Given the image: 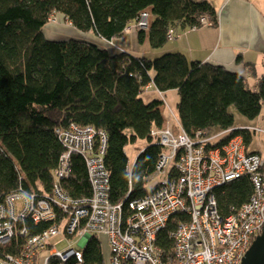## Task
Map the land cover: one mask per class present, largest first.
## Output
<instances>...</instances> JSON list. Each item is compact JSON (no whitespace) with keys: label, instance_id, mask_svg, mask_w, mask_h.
Wrapping results in <instances>:
<instances>
[{"label":"trees","instance_id":"1","mask_svg":"<svg viewBox=\"0 0 264 264\" xmlns=\"http://www.w3.org/2000/svg\"><path fill=\"white\" fill-rule=\"evenodd\" d=\"M142 11L148 13V19L151 13L152 19L133 34L138 43L146 40L152 48L165 46L169 30L176 38L182 31L202 26V16H209L213 24L217 20L215 8L206 0H0V204L11 193L50 195L55 182L71 199L91 195L84 158L76 153L69 158V176L54 177L65 149L57 130L70 124L105 132L103 157L110 201H122L129 191L126 208L128 201L148 193V181L163 147L147 142L137 153L130 174L126 152L136 136H147L151 121L157 127L164 122L158 108L163 101L141 97L148 91L144 89L147 84L163 93L176 91V117L189 136L202 129L212 132L213 127L217 131L235 127L228 108L231 105L244 117L257 118L264 106V75L251 86L243 74L192 60L180 51H165L151 58L118 46H98L90 40H51L43 32L54 14H60L75 29L89 31L109 43L124 35ZM126 129L135 135L129 137ZM236 134L249 146L256 133L235 128L214 146L225 144ZM256 153L264 161V154ZM170 172L174 174L175 169ZM257 172L264 174V164ZM252 189L247 174L216 187L221 213L228 215L233 207L248 201ZM55 211L58 217L51 221L35 224L26 219L28 234L58 226L65 213L58 207ZM186 218L174 213L159 231L157 244L165 251L174 244L171 234L178 221ZM25 240L16 234L0 244V257L18 255ZM75 260L104 264L101 236H91Z\"/></svg>","mask_w":264,"mask_h":264},{"label":"built area","instance_id":"2","mask_svg":"<svg viewBox=\"0 0 264 264\" xmlns=\"http://www.w3.org/2000/svg\"><path fill=\"white\" fill-rule=\"evenodd\" d=\"M199 20L207 23L204 17ZM148 23V13L142 11L125 32L146 28ZM168 33V39H175L172 30ZM149 88L150 84L144 87ZM158 108L163 125L157 127L151 121L147 136H136L128 144L134 147L137 141L145 144L151 141L163 147L156 169L150 175V179H155L148 193L128 201L126 208L129 191L122 201L113 203L109 199L110 179L103 157L107 148L105 132L75 124L58 128L57 135L65 149L59 155L54 177L59 180L69 176V158L76 153L84 158L91 195L71 199L58 182L52 186L50 195L7 194L0 204V244L8 243L16 234L26 240L18 255L8 253L0 257V262L81 264L75 260L79 254L74 246L79 244L84 249L89 238L97 234L104 235L110 246L108 264H241L264 224V174L257 172L264 164L261 154L249 149L240 134L214 146L225 133L232 131L230 128L213 133L202 129L189 136L169 108L162 104ZM246 128L264 132L259 126ZM124 133L129 137L135 135L129 129ZM208 144L214 147H207ZM134 161L135 158L130 160L128 156L129 174ZM171 168L175 169L174 174ZM245 174L250 176L253 187L248 201L224 215L218 208L216 187ZM55 207L65 213L58 226L28 234L26 219L35 224L51 221L58 217ZM174 213L185 214L187 218L178 221L173 229L174 244L167 252L157 244L158 234ZM63 240L67 245L57 248ZM45 249H49L48 253Z\"/></svg>","mask_w":264,"mask_h":264},{"label":"crops","instance_id":"3","mask_svg":"<svg viewBox=\"0 0 264 264\" xmlns=\"http://www.w3.org/2000/svg\"><path fill=\"white\" fill-rule=\"evenodd\" d=\"M206 1L216 10L215 24L182 31L168 42L173 44H165L152 54L180 51L192 60L223 65L232 72L243 74L246 83L255 86L264 75V0ZM99 46L104 47V44ZM150 92L162 101L168 92L174 93L177 99L175 90ZM210 130L213 133L218 129Z\"/></svg>","mask_w":264,"mask_h":264},{"label":"rangeland","instance_id":"4","mask_svg":"<svg viewBox=\"0 0 264 264\" xmlns=\"http://www.w3.org/2000/svg\"><path fill=\"white\" fill-rule=\"evenodd\" d=\"M152 19V14L150 13L149 19ZM43 32L46 38L54 40H65L68 38L72 39H83V40H90L94 43H96L98 46L104 44V47L111 48V47H117L123 46L126 50H128L130 53L139 55V56H148V57H155L152 53L157 51L159 48H152L150 44L145 40L143 43H138L136 36L133 34V31L124 33V35L120 37L113 38L109 43L105 40L94 36L91 32H82L75 29L71 24L63 17V15L60 14H54L53 18L49 23H46L43 26ZM205 27V26H200ZM174 40V39H173ZM171 42L169 39L165 42V44H173L168 43ZM111 43V44H110ZM153 93L148 91H143L141 93V97L144 100H149ZM166 101V103H165ZM165 101L163 100V107L169 108L172 110V112L177 116V110H176V96L172 92H168L165 96ZM230 112L233 115L234 118V124L240 127H244L246 125H260L261 128L264 129V106L262 107L259 115L255 119H250L247 117H244L234 106L228 107ZM162 109V107H161ZM251 143L249 144V149L260 151L262 154H264V132H258L255 135H253L251 139ZM146 144L144 142L137 141L135 146L133 147L131 144L126 147L127 156H129L130 160H134L136 158L137 151L141 148H143ZM149 178L148 186L150 183L154 180ZM54 238L52 241H55ZM67 245L66 240H63L62 243L57 244V248L62 249L63 246ZM101 246L103 251V257H104V264H108L109 261V252H110V246H108L107 239L104 237V235L101 236ZM74 247H76L78 254H80L83 250V247H81L79 244H76ZM49 249H45V252L48 253Z\"/></svg>","mask_w":264,"mask_h":264},{"label":"water","instance_id":"5","mask_svg":"<svg viewBox=\"0 0 264 264\" xmlns=\"http://www.w3.org/2000/svg\"><path fill=\"white\" fill-rule=\"evenodd\" d=\"M262 228L261 234L255 237L242 257L241 264H264V224ZM0 264L2 263L0 262Z\"/></svg>","mask_w":264,"mask_h":264},{"label":"bare ground","instance_id":"6","mask_svg":"<svg viewBox=\"0 0 264 264\" xmlns=\"http://www.w3.org/2000/svg\"><path fill=\"white\" fill-rule=\"evenodd\" d=\"M202 17H204L206 20H207V23H205V24H203V23H200L202 26H209V25H212L213 24V22L210 20V18H209V16L208 17H206V16H202ZM201 18V17H200ZM111 44V43H110ZM111 48H113V49H116V47H111ZM149 91H151V90H153L154 92H158V90L157 89H148ZM246 126H255V125H246ZM246 126H244V127H240V126H237V125H235V127H232V128H230L231 130H235V128H243V129H245L246 128ZM257 126H259L260 127V125H257ZM257 126H255V127H257ZM261 128V127H260ZM263 129V128H262ZM264 130V129H263ZM255 133H258V132H255Z\"/></svg>","mask_w":264,"mask_h":264}]
</instances>
